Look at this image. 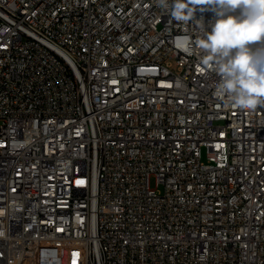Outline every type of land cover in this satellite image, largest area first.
Masks as SVG:
<instances>
[{
  "label": "built area",
  "instance_id": "2783aa9c",
  "mask_svg": "<svg viewBox=\"0 0 264 264\" xmlns=\"http://www.w3.org/2000/svg\"><path fill=\"white\" fill-rule=\"evenodd\" d=\"M213 16L0 0V264H264V106L215 96Z\"/></svg>",
  "mask_w": 264,
  "mask_h": 264
},
{
  "label": "clouds",
  "instance_id": "9594fccd",
  "mask_svg": "<svg viewBox=\"0 0 264 264\" xmlns=\"http://www.w3.org/2000/svg\"><path fill=\"white\" fill-rule=\"evenodd\" d=\"M176 21L187 22L197 11H211L196 41L199 63L219 80L215 96L241 110L264 106V0H156ZM182 51H195L187 36L177 38Z\"/></svg>",
  "mask_w": 264,
  "mask_h": 264
},
{
  "label": "rangeland",
  "instance_id": "374dc122",
  "mask_svg": "<svg viewBox=\"0 0 264 264\" xmlns=\"http://www.w3.org/2000/svg\"><path fill=\"white\" fill-rule=\"evenodd\" d=\"M203 161H205V153L203 152ZM151 184H152V186L155 188L156 187V185H155V179L153 178V179H151Z\"/></svg>",
  "mask_w": 264,
  "mask_h": 264
}]
</instances>
